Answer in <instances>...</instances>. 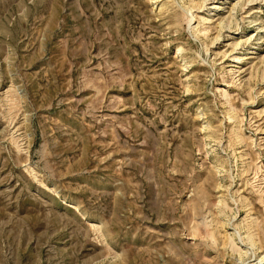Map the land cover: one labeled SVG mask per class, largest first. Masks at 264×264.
I'll list each match as a JSON object with an SVG mask.
<instances>
[{
	"label": "rangeland",
	"instance_id": "1",
	"mask_svg": "<svg viewBox=\"0 0 264 264\" xmlns=\"http://www.w3.org/2000/svg\"><path fill=\"white\" fill-rule=\"evenodd\" d=\"M0 264H264V0H0Z\"/></svg>",
	"mask_w": 264,
	"mask_h": 264
},
{
	"label": "bare ground",
	"instance_id": "2",
	"mask_svg": "<svg viewBox=\"0 0 264 264\" xmlns=\"http://www.w3.org/2000/svg\"><path fill=\"white\" fill-rule=\"evenodd\" d=\"M239 4V3H238ZM234 6V5H233ZM235 7V6H234ZM234 7H231V8H234ZM231 10V9H230ZM232 11H233V9H232Z\"/></svg>",
	"mask_w": 264,
	"mask_h": 264
}]
</instances>
